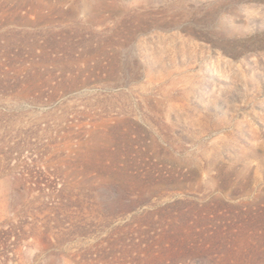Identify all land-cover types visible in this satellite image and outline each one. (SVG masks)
I'll return each instance as SVG.
<instances>
[{
    "label": "rangeland",
    "instance_id": "1",
    "mask_svg": "<svg viewBox=\"0 0 264 264\" xmlns=\"http://www.w3.org/2000/svg\"><path fill=\"white\" fill-rule=\"evenodd\" d=\"M210 261L264 264V0H0V264Z\"/></svg>",
    "mask_w": 264,
    "mask_h": 264
},
{
    "label": "trees",
    "instance_id": "2",
    "mask_svg": "<svg viewBox=\"0 0 264 264\" xmlns=\"http://www.w3.org/2000/svg\"><path fill=\"white\" fill-rule=\"evenodd\" d=\"M168 222H169L168 223L169 228L171 226L173 228V229H169L168 234L171 233V235H173V236L164 237V235L167 236V232L164 229H161V232L159 234H157L156 239L158 240V238H159V241L169 240L170 241L169 246H171V247H173L174 244H177V243L180 244L181 242L184 245L190 246V245H192L194 238H198L199 240H201L200 237L203 236L202 232H200V234L195 233V232H197L198 229H196V226L193 225L194 220H190V219L185 220L182 215L177 214L176 216L172 217V219L168 218ZM155 242H156V240L152 239V240H149V243L147 241L146 245L148 247V244L153 243L152 246H154ZM194 248H197L195 250L198 251L199 255H201V256L207 255V252L209 251L205 247V244L202 242V240L199 244L194 245ZM149 253H150L149 251H146V253H145L147 259H148V256H150ZM170 261H172V260H170ZM208 264H227V263H223L222 261H220V262L210 261Z\"/></svg>",
    "mask_w": 264,
    "mask_h": 264
}]
</instances>
